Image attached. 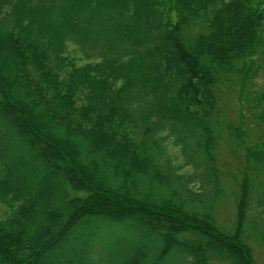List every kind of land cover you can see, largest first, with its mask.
I'll return each mask as SVG.
<instances>
[{"label": "trees", "instance_id": "1", "mask_svg": "<svg viewBox=\"0 0 264 264\" xmlns=\"http://www.w3.org/2000/svg\"><path fill=\"white\" fill-rule=\"evenodd\" d=\"M263 33L264 0H0V264H257L264 135L224 122L239 176L216 154L219 87L247 96Z\"/></svg>", "mask_w": 264, "mask_h": 264}, {"label": "rangeland", "instance_id": "2", "mask_svg": "<svg viewBox=\"0 0 264 264\" xmlns=\"http://www.w3.org/2000/svg\"><path fill=\"white\" fill-rule=\"evenodd\" d=\"M264 37V33H263ZM257 65V71L255 77L248 84L246 89L247 96L244 95L241 99L240 86L237 77L232 83L227 81L219 87V107H220V134L222 135L221 141L217 150V165L223 172L230 173L235 176H239L240 170H245L253 165L252 160L247 161L244 156V150L235 149L232 144L228 141L230 135L227 131V126L224 122H231L235 128H241L244 135L242 136V147L247 144L255 143L260 137L264 135V125H259L255 121L254 112L256 111V101L254 97H259L262 92H264V52L261 57L254 59ZM240 95V96H239ZM242 100V101H241ZM248 100V101H247ZM4 143L7 145L9 142H15V140L10 137L2 136ZM16 143V142H15ZM15 149H18V143H16ZM24 153L30 158V164L33 165L32 158L33 155L28 149L24 148ZM181 159L178 158L177 162ZM190 167V166H187ZM254 166L251 168L249 173L253 181L257 180V177L253 171ZM222 172V173H223ZM224 174V173H223ZM256 178V179H255ZM228 183L224 184L225 197L222 201L216 204V220L217 224L226 232H231L233 230V221L235 217V205L234 197L232 194L235 187L231 184V176L226 180ZM194 189L199 188V183H192ZM230 186V187H229ZM201 192V191H200ZM10 212V208L0 201V218L6 217ZM256 212V209H255ZM254 210L251 211L249 218L255 213ZM256 215V214H255ZM263 216V215H262ZM261 215L257 216V220L263 218ZM264 222V221H263ZM262 223V222H261ZM264 227V223H263ZM249 231H247V239L253 249V255L257 264H264V245L258 244L255 239L251 236ZM152 253L155 252V246L151 247ZM124 254L119 253L118 257H123ZM163 264H172L170 261L164 262ZM182 264V263H181ZM209 264H228L227 262L213 258Z\"/></svg>", "mask_w": 264, "mask_h": 264}]
</instances>
